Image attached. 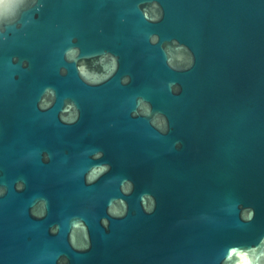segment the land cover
<instances>
[{"label": "water", "instance_id": "95a60500", "mask_svg": "<svg viewBox=\"0 0 264 264\" xmlns=\"http://www.w3.org/2000/svg\"><path fill=\"white\" fill-rule=\"evenodd\" d=\"M0 264H264V0H3Z\"/></svg>", "mask_w": 264, "mask_h": 264}, {"label": "clouds", "instance_id": "9594fccd", "mask_svg": "<svg viewBox=\"0 0 264 264\" xmlns=\"http://www.w3.org/2000/svg\"><path fill=\"white\" fill-rule=\"evenodd\" d=\"M0 3H3V0H0Z\"/></svg>", "mask_w": 264, "mask_h": 264}]
</instances>
